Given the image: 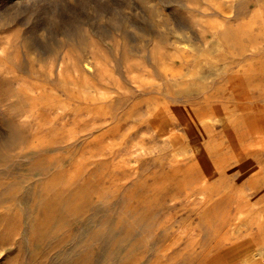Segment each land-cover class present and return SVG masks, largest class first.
I'll list each match as a JSON object with an SVG mask.
<instances>
[{"label":"rangeland","instance_id":"374dc122","mask_svg":"<svg viewBox=\"0 0 264 264\" xmlns=\"http://www.w3.org/2000/svg\"><path fill=\"white\" fill-rule=\"evenodd\" d=\"M260 0H0V264H264Z\"/></svg>","mask_w":264,"mask_h":264},{"label":"crops","instance_id":"0c3cea01","mask_svg":"<svg viewBox=\"0 0 264 264\" xmlns=\"http://www.w3.org/2000/svg\"><path fill=\"white\" fill-rule=\"evenodd\" d=\"M260 3L264 5V0H260ZM264 9V8H263Z\"/></svg>","mask_w":264,"mask_h":264}]
</instances>
